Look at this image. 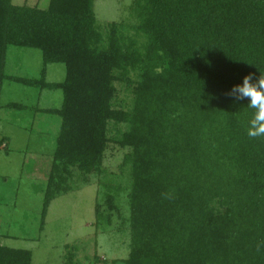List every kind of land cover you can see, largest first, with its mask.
Instances as JSON below:
<instances>
[{"label": "trees", "instance_id": "obj_1", "mask_svg": "<svg viewBox=\"0 0 264 264\" xmlns=\"http://www.w3.org/2000/svg\"><path fill=\"white\" fill-rule=\"evenodd\" d=\"M131 1L133 22L103 27L96 0L46 9L0 0V112L60 118L41 229L77 176L105 190L97 228L122 218V189L109 178L119 174L105 168L114 144L125 151L130 251L112 264H264V136L248 135L254 110L228 95L264 72V0ZM12 47L42 53L38 78L8 73ZM55 64L66 68L61 83L47 81ZM7 81L40 96L61 90L62 106H3ZM8 145L2 138L0 154ZM67 250L65 264H83ZM32 262L30 250L0 244V264ZM91 264L107 263L95 255Z\"/></svg>", "mask_w": 264, "mask_h": 264}, {"label": "rangeland", "instance_id": "obj_2", "mask_svg": "<svg viewBox=\"0 0 264 264\" xmlns=\"http://www.w3.org/2000/svg\"><path fill=\"white\" fill-rule=\"evenodd\" d=\"M49 2L13 0L15 5L27 4L41 9H46ZM131 3V0H96L98 23L106 27L112 22H133ZM42 65L40 51L10 49L9 74L38 78ZM65 78L64 65L47 67L48 82L61 83ZM38 93L37 89L7 81L4 83L1 102L3 106L17 102L37 104L40 108H61V90H46L41 96ZM0 115V141L4 137L9 138V153L2 149L0 154V244L30 250L33 253L32 264H65L68 246L77 248V259L83 264H91L95 255L107 264H112L114 260H126L130 251L128 224L124 222L129 217V186L126 183L127 175L121 174L119 170L125 151L111 144L105 161L108 174H119L114 178L110 175L109 178L115 188L122 189L117 200L122 218L114 213L111 226L97 228L96 203L100 202L107 209L103 199L105 190H102L99 178L93 177L90 184L81 185L77 176L71 183L73 190L57 196L51 203L41 229L44 195L60 118L35 111L5 108H2ZM42 129L47 134L39 136Z\"/></svg>", "mask_w": 264, "mask_h": 264}, {"label": "clouds", "instance_id": "obj_3", "mask_svg": "<svg viewBox=\"0 0 264 264\" xmlns=\"http://www.w3.org/2000/svg\"><path fill=\"white\" fill-rule=\"evenodd\" d=\"M228 95L234 103L246 101L245 105L254 110L248 122V135L253 138L264 136V72L260 71L258 78L253 74L245 76L242 83L234 85Z\"/></svg>", "mask_w": 264, "mask_h": 264}, {"label": "crops", "instance_id": "obj_4", "mask_svg": "<svg viewBox=\"0 0 264 264\" xmlns=\"http://www.w3.org/2000/svg\"><path fill=\"white\" fill-rule=\"evenodd\" d=\"M42 134H47V132L45 131V129L40 130V135L39 136H42Z\"/></svg>", "mask_w": 264, "mask_h": 264}]
</instances>
